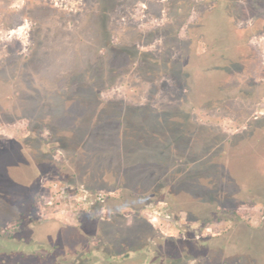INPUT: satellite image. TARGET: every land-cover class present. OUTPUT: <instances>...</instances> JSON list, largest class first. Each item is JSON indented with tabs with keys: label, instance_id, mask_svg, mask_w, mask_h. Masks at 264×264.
<instances>
[{
	"label": "rangeland",
	"instance_id": "rangeland-1",
	"mask_svg": "<svg viewBox=\"0 0 264 264\" xmlns=\"http://www.w3.org/2000/svg\"><path fill=\"white\" fill-rule=\"evenodd\" d=\"M42 1L43 6L33 5L32 16L17 23L20 26L0 29V166L4 167L0 176L6 177L10 187H0V216L6 214L0 218V226L5 234L14 232V245L25 234L26 248H35L37 244L29 241L34 230L40 234L36 241L52 244L41 255L35 249L16 248L10 253L9 247L0 244V264H252L251 231H264V33L259 35L264 29V0H235L234 8L218 5L222 10L218 13V7L212 10L216 0ZM16 3L20 10L23 0ZM184 16L188 19L178 37L185 44L180 41L179 47L177 43L178 48L183 47L179 49L183 58L179 68L192 79L193 105L203 104L202 83L216 71L222 73L218 102L222 109L218 112L196 109L187 115L180 110L182 87L177 79L167 77L165 82L159 77L154 91L148 84L136 90L123 80L128 75L121 74L123 65L113 70L102 54H107L104 48L109 50V44L127 47L126 42L138 31L179 24ZM20 18L16 16L17 22ZM220 23L233 50L227 57L231 62L227 59L226 73L220 69L225 57L214 49L222 45L216 42ZM248 28L251 31H245ZM169 33L161 32L159 38ZM254 35L258 36L251 44L258 50L250 51L245 44ZM163 42L160 39L136 48L159 52ZM49 47L51 54L44 52ZM113 51L117 53L116 48ZM29 55L34 58L29 64L19 59ZM247 74L253 78L251 86L244 85ZM111 77L116 81L102 88L97 98L88 97L92 92L83 88L86 81ZM243 90L252 95V101L236 97ZM67 106L72 113L64 120ZM252 117L251 123L260 118L256 126L242 128ZM190 133L196 138L191 144ZM188 146L192 147L189 155H183V150L178 153V147ZM223 150L225 172L243 160L255 163L249 175L259 193L255 197L225 195L217 209L201 205L191 213L189 208L173 204L181 218L180 230L168 217L165 202L152 205L163 196L165 184L159 180L167 178L171 167L159 162L185 154L188 159L208 156L210 160L211 154ZM144 161L159 164L146 168ZM220 167L211 165L209 172L216 177ZM55 181L75 186V192L104 190L111 195L94 218L84 223L57 215L42 218L37 198ZM149 182L153 183L152 193L143 198L145 191L138 190L142 186L145 190ZM212 183L216 184H208ZM222 184L224 187V180ZM205 185L187 182L174 190L193 200L207 190ZM5 197L13 202L9 204ZM24 213V220L15 222ZM56 221L61 222L57 235L52 223ZM43 222L50 227L42 232L38 228ZM53 244L59 247L55 249ZM129 246L136 256L124 261L110 259L108 254L125 255ZM92 248L98 250L93 255ZM78 251L86 255L81 257Z\"/></svg>",
	"mask_w": 264,
	"mask_h": 264
},
{
	"label": "trees",
	"instance_id": "trees-1",
	"mask_svg": "<svg viewBox=\"0 0 264 264\" xmlns=\"http://www.w3.org/2000/svg\"><path fill=\"white\" fill-rule=\"evenodd\" d=\"M217 2V6H214L212 8V10L215 9V12H221V8H219L218 5H222L226 6V5H230V7L234 8L237 5V2L235 0L230 1V0H216ZM113 3V1H112ZM111 3V4H112ZM217 17H219V14L217 15ZM181 21L179 24H168L167 26H164L162 28H155L151 31L148 32H144V31H138L137 35L134 39L127 41L126 43H129V46L125 47L123 45H121L120 47H114L113 44H109L110 49L108 50V47L104 48L106 49V53L103 52V55H106V58L109 60L110 62V68L114 69H118L119 65H123L122 66V72H127L128 75L123 78L124 81L129 82L136 90H140L142 88V86L144 84H148L149 87H151L152 91H154L155 89H157V85L155 84L156 79H158L159 77L161 78H165V82L166 79L168 77V79H177L179 80V82L181 83V103L183 104V106H181L180 110H182L183 112H185L187 115L190 111L192 110H200V111H205L206 113H208L206 110L208 109H212L215 111H220L222 109L221 104H218V102L220 101L221 97L220 94L222 93V87H223V79H222V73L220 71H216L214 74L211 75V78H207L206 81H204L202 83V85H204L203 87H200L199 89L200 92H202V97H203V104L201 105H193L192 104V95H193V88L191 87L190 81L192 80L191 78H189L187 71H184L183 69L179 68V65H181L182 60V54H181V48L177 47V43L178 46L180 47V41L178 34L179 31L184 27L185 22L188 19V16H184L181 17ZM219 22V21H218ZM222 24L220 23V26H218L219 30H218V34H217V41L218 44H224L226 43V47H222V45H220L219 47L216 45L214 46V49L219 50L220 52L217 53H221L222 57H225L223 60V66L220 67V69H224L225 73L229 71V62H231V60L227 57H230L229 53H232L233 50H231L229 47L231 46V42H230V38L227 36V34L225 33V31L222 29ZM209 29V28H208ZM168 31L170 32L168 34V36L166 37H162L159 38L160 33L161 32H165ZM245 31H251V28H248ZM262 33H264V29L261 30V32H259V35H261ZM203 35V37L205 36V34L203 32H201V36ZM249 36V35H248ZM258 35H254L252 37H250V39H247V44L246 47L250 49V51H253L252 49H256L258 50L256 47H254L251 44V39L253 37H256ZM206 37V36H205ZM162 39L163 42V47L161 48V50L159 52H147V51H142V50H138L136 47H138V45H150L153 44L154 42H156L157 40ZM225 39L227 40L226 42ZM242 40V39H241ZM243 41V40H242ZM242 41H239V43H241ZM183 44H185V41H181ZM249 42V44H248ZM171 43H175V44H171ZM249 45V46H248ZM222 47V48H221ZM116 48L117 53L113 51V49ZM179 49H181L179 51ZM221 49V50H220ZM102 55V56H103ZM228 59V61H227ZM121 67V66H120ZM218 69V70H220ZM222 71V70H221ZM138 74L137 77H132L134 75ZM245 80H244V85L245 86H251L252 85V81L253 78L252 76H249L248 74L245 76ZM260 78H262L263 80V76H260ZM172 79V81H173ZM122 80V81H123ZM239 80H241L239 78ZM114 81H116V79H113V77L111 78H95V80L93 81H89V83L86 81V84L83 85V88H89V90L92 92L91 95H89L88 97H98V93H100L102 91V88H105L107 86H109L111 84V82L113 83ZM201 84V83H200ZM211 88L209 92H207V89ZM163 89V88H161ZM238 99H243V101H252L251 97L252 95H250L249 93H247L245 90H243V93L239 94L236 96ZM237 99V100H238ZM91 99H88V101ZM194 100V99H193ZM238 100V101H240ZM218 104V105H217ZM195 108V109H194ZM251 110H255L254 108H251ZM72 113V110L70 108V106H67L66 108V112H64V120H66V117H69V114ZM78 117H80L78 115ZM252 118H250L248 120V122H244L246 124H244V126H242V128L247 129L248 125L252 126H256V121H258V117L254 118L255 122H252ZM70 120V119H69ZM100 120V119H99ZM107 120H104V122H106ZM108 122V121H107ZM121 124L124 123L123 120L119 121ZM187 123V122H186ZM119 125V124H118ZM187 125V124H186ZM120 128H122V125H120ZM121 130V129H120ZM193 133H190L188 137L190 144L194 143V140L196 138H192ZM243 137V136H242ZM227 143H233L231 142L230 139H226ZM255 141V140H254ZM255 147H257L259 145L258 141H255ZM211 142L206 144V149L209 150ZM175 146V145H174ZM203 149H205V146H203ZM183 150V155L184 153H187L188 155L192 152V147L190 148L188 146V148L185 149H181L180 147H178V153ZM213 150V149H212ZM225 150H223L222 153H217V154H211V156H209L210 160H208V156L205 157L203 160L198 159L199 156H196L195 158H190L188 159V157L186 156L187 154H185V156H178L177 158L175 157L173 159V161L171 160L170 162H167L168 159H164L163 161L159 162V163H169V165L171 166L169 168L168 174L166 175L167 178L164 176V178L161 180H159L160 183L165 184V187L163 188V192L161 197H159L158 200H156L155 202H153L152 205H154V203L156 204V202H165L167 205V214L168 217L170 218V220L172 222H174L176 224V226H178L180 228V230H183V227L181 225V218L180 216H178L176 214V211L173 210V204L174 205H178V206H182V207H186L189 208L190 211L189 213H191L192 211H196L199 207H201V205H207V207H212L214 209H217L220 202H222L224 200L225 195L226 196H231L233 198H238V197H255V195H257L259 192H257V189L254 187V182L251 179V176L249 175L250 173V169L252 167H254L253 165L255 163L252 162L249 163L247 160H243L241 163L238 162L233 168H230V170H228L227 172H225L227 169H225L226 165H223V157H225ZM256 153V152H255ZM255 153L251 154V156H255ZM175 156V155H174ZM259 156V155H256ZM227 157V156H226ZM12 160H14L12 158ZM3 162H1L0 164H2ZM8 163V160L6 162V164ZM157 163H148L144 161V165L146 168L151 167L152 165H156L159 164ZM9 165V164H8ZM211 165H221L220 169L215 173L216 177L212 176L210 171V166ZM10 166V165H9ZM8 166V167H9ZM157 167V166H156ZM196 167H199V170L195 169ZM0 170L3 173L4 167L0 166ZM147 174V173H146ZM6 175V174H5ZM243 175L242 177H240L239 179H237V176ZM3 176V175H2ZM246 176V177H245ZM248 176V178H247ZM256 176V173H255ZM4 178H1L0 176V187H5L8 184V181ZM241 179V180H240ZM146 180V179H145ZM223 180L225 181V186H223L222 182ZM216 182L212 183V184H208L210 182ZM187 182H191L193 184L196 185V187H198L200 184H207L205 185V189L207 190H203L201 194H199L198 196H196L193 200H187V197H184L186 199H184L181 196V193L177 192L176 190H174V188L178 185V184H185ZM146 183V182H145ZM66 184V183H64ZM153 183L148 184V186H146L145 190L142 187L139 188V192H144V196L143 198H145L146 196L148 197L150 193H152V188L151 186ZM21 185V182L20 184ZM18 185V186H19ZM8 188L9 185H7ZM18 186L15 185V188H18ZM68 191H72L75 189V186L73 185H69L66 184ZM145 186V185H144ZM211 186H214L211 188ZM30 188V186H29ZM1 189V188H0ZM147 189V191H146ZM160 190V189H159ZM76 191V190H75ZM7 202L9 204H11L13 201L9 200L7 197H5ZM108 199V198H107ZM253 199V198H252ZM115 200V199H113ZM210 201V203H208V201ZM106 201V200H105ZM104 202L102 203H98L95 202L94 200L90 201V209L89 212H87L84 215H81L79 217V220L84 223V220L86 219H93L94 218V214L95 211H97L98 208L102 207L104 205ZM117 201V200H116ZM169 202L171 203L169 205ZM252 202H256V200L253 199ZM209 206H208V204ZM1 209V208H0ZM188 211L186 213H188ZM0 212H2L0 210ZM22 216L18 217V221L15 222H22V220H24V214H21ZM5 215H1V217H4ZM184 218V217H183ZM185 219V218H184ZM55 228V235H57V230L58 228H60L61 226V222H52ZM49 222H43L41 223V226L35 227L32 226V228H38L43 232V229H45L46 231L48 230V228L50 227ZM42 228V229H41ZM3 228H1L0 226V244H2L5 247H9V251L10 253L17 251L16 248H18V250H31L34 251V249L38 252L35 254H40V252L42 251H46L44 250V248L46 247H50L51 248V244L52 243H43L41 241H36L39 240L37 239L38 236L40 234L37 233V231H33L32 232V236H34L33 238H31L29 241L33 244H37V246L34 247H30V248H26L28 246L27 244V235L23 234L21 235V237L18 240V243L16 245H14L15 243V235L13 234L14 232H9L7 234H5V232L3 233ZM80 231V229H79ZM83 232V231H80ZM252 235L251 237L253 238V244H254V248L252 250H250L248 247V250L251 251V258H252V264H260V263H264V253L262 252V248H264V231L263 229L260 230H256V231H251ZM118 234H122V233H118ZM54 239L56 238L55 236H53ZM54 248L57 249L59 247V245L53 244ZM125 245H121L120 248H124ZM102 248V247H101ZM128 249H126L125 255L120 256V254H114L113 252L110 255V259L112 260H126V259H130L135 255V251L133 249V247L129 246L127 247ZM97 248H92V255L95 254L98 250H96ZM47 252H45L44 255H46ZM79 253V251L77 252V255L83 257L86 255V253ZM41 255V254H40ZM48 255V254H47ZM22 257H25V254H23ZM43 257V256H42ZM242 259V258H239ZM80 258L76 260V262H79ZM111 262V261H110ZM113 262V261H112ZM111 262V263H112Z\"/></svg>",
	"mask_w": 264,
	"mask_h": 264
},
{
	"label": "built area",
	"instance_id": "built-area-1",
	"mask_svg": "<svg viewBox=\"0 0 264 264\" xmlns=\"http://www.w3.org/2000/svg\"><path fill=\"white\" fill-rule=\"evenodd\" d=\"M111 194L98 190L96 192H89L86 190L75 192V190L68 191L66 184L55 181L50 185L48 191L37 198V205L39 208L38 215L42 218L57 215L66 219H75L89 212L90 201L102 203Z\"/></svg>",
	"mask_w": 264,
	"mask_h": 264
},
{
	"label": "flooded vegetation",
	"instance_id": "flooded-vegetation-1",
	"mask_svg": "<svg viewBox=\"0 0 264 264\" xmlns=\"http://www.w3.org/2000/svg\"><path fill=\"white\" fill-rule=\"evenodd\" d=\"M42 0H23L22 6H20V10H17L18 4L16 3V0H0V29L3 30H11L12 28H16L17 23L24 22L25 17L32 16L33 11V5L37 6H43ZM36 3V4H35ZM20 15L21 18L17 22L16 16ZM63 16H66L68 14H62ZM43 48L46 47V45H42ZM47 51L50 54L53 52V49L51 47L44 50V52ZM20 60H22V63H30V60H33L30 55L26 57H20ZM1 81V80H0ZM5 81H7L5 79ZM9 97V96H8Z\"/></svg>",
	"mask_w": 264,
	"mask_h": 264
},
{
	"label": "crops",
	"instance_id": "crops-1",
	"mask_svg": "<svg viewBox=\"0 0 264 264\" xmlns=\"http://www.w3.org/2000/svg\"><path fill=\"white\" fill-rule=\"evenodd\" d=\"M79 217H80V216H79ZM79 217L77 216L76 218L79 219ZM59 219H61V218L59 217ZM71 220H73V219H71Z\"/></svg>",
	"mask_w": 264,
	"mask_h": 264
}]
</instances>
